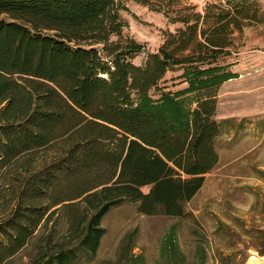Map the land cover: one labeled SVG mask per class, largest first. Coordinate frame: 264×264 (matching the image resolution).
Wrapping results in <instances>:
<instances>
[{
	"label": "trees",
	"instance_id": "16d2710c",
	"mask_svg": "<svg viewBox=\"0 0 264 264\" xmlns=\"http://www.w3.org/2000/svg\"><path fill=\"white\" fill-rule=\"evenodd\" d=\"M135 1L177 25L140 64L126 0H0V264L29 244V264L90 261L123 203L194 217L185 203L219 159L217 90L264 13L255 0ZM173 72L182 87L166 84ZM130 241L118 257L135 264Z\"/></svg>",
	"mask_w": 264,
	"mask_h": 264
},
{
	"label": "rangeland",
	"instance_id": "374dc122",
	"mask_svg": "<svg viewBox=\"0 0 264 264\" xmlns=\"http://www.w3.org/2000/svg\"><path fill=\"white\" fill-rule=\"evenodd\" d=\"M187 1L201 8L213 0ZM255 1L264 13V0ZM126 6L122 12L127 24L124 33L145 45L134 59L140 64L147 52L157 49L162 31L174 30L177 25L135 0H126ZM238 47L231 67L238 77L217 90L215 118L222 122L215 142L218 163L185 203V210L194 217L142 215L129 203L113 207L102 220L105 233L96 255L81 264H131L118 257L128 237L127 256H140L135 264H174L168 243L172 231V244L182 255L177 264H195L201 258L205 264H246L264 255V22L246 28ZM175 74L165 76L171 89L182 87L170 86L176 82L169 81ZM141 190L145 192L147 187ZM197 243L204 248L202 257ZM32 247L29 244L5 264H29Z\"/></svg>",
	"mask_w": 264,
	"mask_h": 264
},
{
	"label": "crops",
	"instance_id": "0c3cea01",
	"mask_svg": "<svg viewBox=\"0 0 264 264\" xmlns=\"http://www.w3.org/2000/svg\"><path fill=\"white\" fill-rule=\"evenodd\" d=\"M246 264H264V255L255 256L253 261L248 260Z\"/></svg>",
	"mask_w": 264,
	"mask_h": 264
}]
</instances>
